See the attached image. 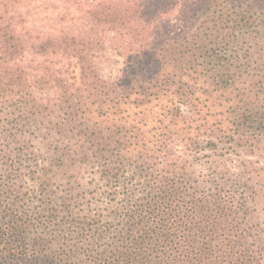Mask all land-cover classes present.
Listing matches in <instances>:
<instances>
[{"label": "trees", "instance_id": "obj_1", "mask_svg": "<svg viewBox=\"0 0 264 264\" xmlns=\"http://www.w3.org/2000/svg\"><path fill=\"white\" fill-rule=\"evenodd\" d=\"M27 2L0 0V264H264V0L44 33Z\"/></svg>", "mask_w": 264, "mask_h": 264}, {"label": "rangeland", "instance_id": "obj_2", "mask_svg": "<svg viewBox=\"0 0 264 264\" xmlns=\"http://www.w3.org/2000/svg\"><path fill=\"white\" fill-rule=\"evenodd\" d=\"M91 1L93 0H28L22 10L26 13L27 25L31 30L40 33L56 32L62 27H80L81 16ZM177 1L178 11L183 10L184 6L190 2V0ZM113 56L123 59L113 50L108 49L101 57L102 63L111 62ZM259 166L264 168V164Z\"/></svg>", "mask_w": 264, "mask_h": 264}, {"label": "clouds", "instance_id": "obj_3", "mask_svg": "<svg viewBox=\"0 0 264 264\" xmlns=\"http://www.w3.org/2000/svg\"><path fill=\"white\" fill-rule=\"evenodd\" d=\"M124 68L125 60L113 56L111 62H104L100 64L98 74L104 81L115 83L122 77V70Z\"/></svg>", "mask_w": 264, "mask_h": 264}]
</instances>
